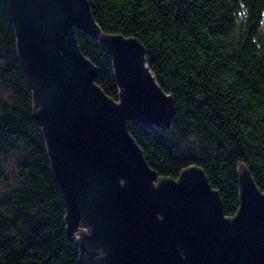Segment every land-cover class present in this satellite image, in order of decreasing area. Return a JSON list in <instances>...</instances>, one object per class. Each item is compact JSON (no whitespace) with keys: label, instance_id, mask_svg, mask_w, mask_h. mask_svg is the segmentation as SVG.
<instances>
[{"label":"trees","instance_id":"16d2710c","mask_svg":"<svg viewBox=\"0 0 264 264\" xmlns=\"http://www.w3.org/2000/svg\"><path fill=\"white\" fill-rule=\"evenodd\" d=\"M103 32L135 37L161 89L174 101L168 127L128 122L159 177L191 165L218 191L222 211L239 206L237 168L264 190V0H87ZM97 70L96 84L119 100L109 51L75 31ZM0 264H92L73 234L54 179L32 90L0 0Z\"/></svg>","mask_w":264,"mask_h":264},{"label":"water","instance_id":"95a60500","mask_svg":"<svg viewBox=\"0 0 264 264\" xmlns=\"http://www.w3.org/2000/svg\"><path fill=\"white\" fill-rule=\"evenodd\" d=\"M33 95L67 233L92 264H264V190L237 168L239 206L225 216L218 191L194 165L159 177L128 122L168 127L174 101L156 82L135 37L103 32L87 0H3ZM79 30L111 56L119 100L96 84ZM100 247L102 255L97 254Z\"/></svg>","mask_w":264,"mask_h":264},{"label":"rangeland","instance_id":"374dc122","mask_svg":"<svg viewBox=\"0 0 264 264\" xmlns=\"http://www.w3.org/2000/svg\"><path fill=\"white\" fill-rule=\"evenodd\" d=\"M5 93L6 92L3 91V89L0 87V95H4ZM0 191H3V185L2 184H0ZM81 231L87 232L86 227H79V229L77 231H75L74 236H75L76 239L80 236V232ZM82 247H83V252L82 253H85L86 255H88L87 251H86V245H82ZM96 251H99V252L97 254H95V255H92L91 257L94 258L96 256L102 255V251H101L100 247L96 248Z\"/></svg>","mask_w":264,"mask_h":264}]
</instances>
